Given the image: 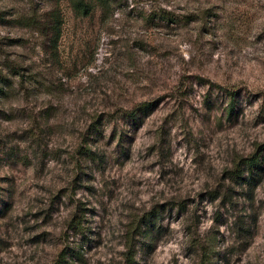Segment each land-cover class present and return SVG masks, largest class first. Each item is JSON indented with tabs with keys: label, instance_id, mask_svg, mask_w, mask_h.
I'll list each match as a JSON object with an SVG mask.
<instances>
[{
	"label": "rangeland",
	"instance_id": "rangeland-1",
	"mask_svg": "<svg viewBox=\"0 0 264 264\" xmlns=\"http://www.w3.org/2000/svg\"><path fill=\"white\" fill-rule=\"evenodd\" d=\"M106 2L0 0V264H264V0Z\"/></svg>",
	"mask_w": 264,
	"mask_h": 264
},
{
	"label": "trees",
	"instance_id": "trees-1",
	"mask_svg": "<svg viewBox=\"0 0 264 264\" xmlns=\"http://www.w3.org/2000/svg\"><path fill=\"white\" fill-rule=\"evenodd\" d=\"M72 1V4H73V7L77 9L78 11V14L82 17H86V16H89L90 14H92L94 8H97V7H102V8H106V7H109L110 5L106 2V0H71ZM163 8V7H162ZM160 14H161V17L163 18H167L166 16L168 15L166 13L165 10H160ZM167 14V15H166ZM170 19V18H168ZM180 20V18H177V21ZM5 80V76L4 75H0V83H4ZM0 91H3L1 88H0ZM231 109L233 110V107H234V103H233V98H231ZM141 107H139V109L141 110H144L147 105L143 104V105H140ZM130 117H136V111H131L129 113ZM257 159H253L251 160L250 162L247 163L248 165V169H253V166H258V161H256ZM142 226V222L140 221V224H139V228H141ZM149 230H151L150 228H148ZM148 231V230H147ZM149 232V231H148ZM127 235V239L125 241V245L127 247V252H129V261H131V263L135 262V251L133 250L134 249V238H135V234H129V232L126 234ZM150 236V234H149ZM147 245L148 246H152V241L151 242H147Z\"/></svg>",
	"mask_w": 264,
	"mask_h": 264
}]
</instances>
